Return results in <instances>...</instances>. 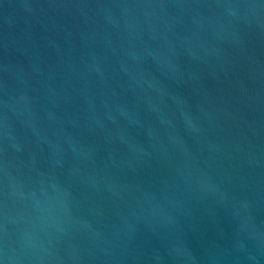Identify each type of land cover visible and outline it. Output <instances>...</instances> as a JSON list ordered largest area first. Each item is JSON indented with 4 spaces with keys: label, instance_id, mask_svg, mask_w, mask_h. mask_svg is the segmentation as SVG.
<instances>
[{
    "label": "water",
    "instance_id": "1",
    "mask_svg": "<svg viewBox=\"0 0 264 264\" xmlns=\"http://www.w3.org/2000/svg\"><path fill=\"white\" fill-rule=\"evenodd\" d=\"M0 264H264V0H0Z\"/></svg>",
    "mask_w": 264,
    "mask_h": 264
}]
</instances>
